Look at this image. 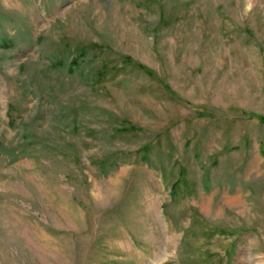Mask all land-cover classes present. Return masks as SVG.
<instances>
[{
    "label": "rangeland",
    "instance_id": "rangeland-1",
    "mask_svg": "<svg viewBox=\"0 0 264 264\" xmlns=\"http://www.w3.org/2000/svg\"><path fill=\"white\" fill-rule=\"evenodd\" d=\"M0 264H264V0H0Z\"/></svg>",
    "mask_w": 264,
    "mask_h": 264
}]
</instances>
